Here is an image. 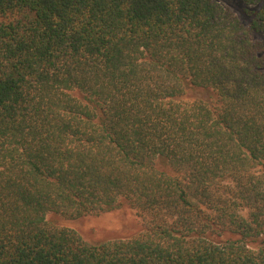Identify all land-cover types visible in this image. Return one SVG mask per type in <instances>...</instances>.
Masks as SVG:
<instances>
[{
    "label": "trees",
    "instance_id": "obj_1",
    "mask_svg": "<svg viewBox=\"0 0 264 264\" xmlns=\"http://www.w3.org/2000/svg\"><path fill=\"white\" fill-rule=\"evenodd\" d=\"M241 1L246 27L216 0H0V264H264V0ZM123 202L126 240L46 220Z\"/></svg>",
    "mask_w": 264,
    "mask_h": 264
},
{
    "label": "rangeland",
    "instance_id": "obj_2",
    "mask_svg": "<svg viewBox=\"0 0 264 264\" xmlns=\"http://www.w3.org/2000/svg\"><path fill=\"white\" fill-rule=\"evenodd\" d=\"M225 10L235 16L246 27L248 20L244 10L247 8L241 0H216ZM190 98H201L211 102L210 92L189 91ZM46 220L54 226L72 229L86 242L99 245L113 240L129 239L143 229L141 217L127 203L123 202L116 209L98 216L67 220L59 215L48 214Z\"/></svg>",
    "mask_w": 264,
    "mask_h": 264
}]
</instances>
